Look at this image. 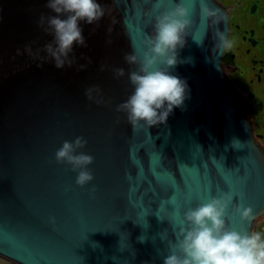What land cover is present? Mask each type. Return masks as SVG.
I'll return each instance as SVG.
<instances>
[{"label": "water", "instance_id": "obj_1", "mask_svg": "<svg viewBox=\"0 0 264 264\" xmlns=\"http://www.w3.org/2000/svg\"><path fill=\"white\" fill-rule=\"evenodd\" d=\"M98 2L111 14L95 31L82 24L88 48L75 52L93 64L77 72L16 55L32 41H51L38 26L41 14L54 15L47 0H0V257L13 264H163L183 213L225 192L242 193L234 203L264 216V151L223 72L224 49L215 47L216 29L228 38V19L206 27L195 5L179 53L187 62L172 70L187 80L191 98L166 127L134 131L116 111L133 86L100 66L137 71L125 55L144 47L155 15L190 0H162L161 8V0ZM210 4L228 16L216 0ZM93 85L103 104L85 96ZM79 136L94 157L95 179L85 187L55 160L63 142Z\"/></svg>", "mask_w": 264, "mask_h": 264}, {"label": "clouds", "instance_id": "obj_2", "mask_svg": "<svg viewBox=\"0 0 264 264\" xmlns=\"http://www.w3.org/2000/svg\"><path fill=\"white\" fill-rule=\"evenodd\" d=\"M199 4L200 21L206 26L227 22L228 16L214 8L210 0H190L177 3L173 10L155 15L152 33L144 40V47L138 52L126 54L127 64L137 66V71L126 73L123 68H112L107 63L100 71H111L115 79L128 77L134 90L127 100L116 107L123 113L134 131L152 127L167 126L174 110L186 108V100L191 98V89L186 79L174 75L172 70L187 61L180 59V50L187 46V37L193 27L192 13ZM46 8L54 15L41 14L38 26L52 37L43 47L35 46L37 41L16 50L17 56L27 55L38 67L52 63L57 70L73 69L87 71L93 64L91 57L75 48H88L82 24L100 26V22L111 10L98 0H47ZM163 7V2L156 5ZM216 48L228 47L224 32L216 29ZM108 40L107 44L111 45ZM84 61V63H81ZM103 90L99 85L89 86L85 96L90 102L103 104ZM83 136L74 141H64L55 153L59 164L67 163L77 172L76 184L85 187L95 179L89 166L94 157L82 149L87 147ZM97 191L92 188L94 195ZM234 197L245 199L242 193L225 192L219 198L212 197L207 202L189 208L179 220V231L175 232V242L170 245V254L163 264H264V238L256 231H249L256 219L252 207L244 203H234ZM231 208L232 217H229ZM240 218V225H231L230 219ZM55 226V220L51 221Z\"/></svg>", "mask_w": 264, "mask_h": 264}, {"label": "flooded vegetation", "instance_id": "obj_3", "mask_svg": "<svg viewBox=\"0 0 264 264\" xmlns=\"http://www.w3.org/2000/svg\"><path fill=\"white\" fill-rule=\"evenodd\" d=\"M228 12V47L223 72L264 151V0H216ZM206 43H210L208 35ZM264 238V216L254 221Z\"/></svg>", "mask_w": 264, "mask_h": 264}, {"label": "rangeland", "instance_id": "obj_4", "mask_svg": "<svg viewBox=\"0 0 264 264\" xmlns=\"http://www.w3.org/2000/svg\"><path fill=\"white\" fill-rule=\"evenodd\" d=\"M0 264H13L10 261L5 260L4 258L0 257Z\"/></svg>", "mask_w": 264, "mask_h": 264}]
</instances>
